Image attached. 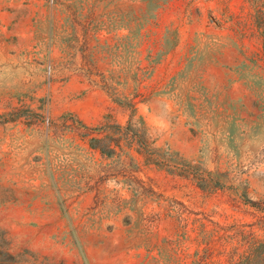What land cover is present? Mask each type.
<instances>
[{
    "label": "rangeland",
    "instance_id": "obj_1",
    "mask_svg": "<svg viewBox=\"0 0 264 264\" xmlns=\"http://www.w3.org/2000/svg\"><path fill=\"white\" fill-rule=\"evenodd\" d=\"M0 264H264V0H0Z\"/></svg>",
    "mask_w": 264,
    "mask_h": 264
}]
</instances>
